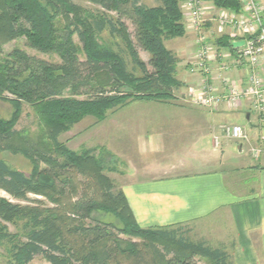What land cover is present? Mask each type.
Listing matches in <instances>:
<instances>
[{
	"label": "trees",
	"instance_id": "trees-1",
	"mask_svg": "<svg viewBox=\"0 0 264 264\" xmlns=\"http://www.w3.org/2000/svg\"><path fill=\"white\" fill-rule=\"evenodd\" d=\"M87 1L99 11L91 14L72 0H0V57L4 44L24 37L30 49L59 60L47 63L18 49L0 58V100L14 106L10 121L0 119V150L20 154L32 165L26 175L0 161V191L16 201L0 198V242L10 246L7 264H31L36 256L49 264H197L196 258L233 264L223 249L183 235V227L140 228L123 193L104 174L116 173L115 161L108 165L102 148L76 153L59 142L86 118L101 122L130 101L167 103L183 86L176 79L178 59L164 43L184 37L180 4L186 0H156L155 7L139 0ZM203 1L239 12L236 0ZM123 19L132 24V33ZM103 32L121 40L131 71L119 52L100 44ZM217 44L234 51L225 37ZM22 104L33 108L44 136H22L14 129ZM76 176L84 181L79 198ZM95 213L113 216L120 227L96 220ZM18 223V234L4 225Z\"/></svg>",
	"mask_w": 264,
	"mask_h": 264
},
{
	"label": "crops",
	"instance_id": "crops-1",
	"mask_svg": "<svg viewBox=\"0 0 264 264\" xmlns=\"http://www.w3.org/2000/svg\"><path fill=\"white\" fill-rule=\"evenodd\" d=\"M209 26L205 24L206 29ZM230 34L228 30L224 36L229 42ZM188 36L194 37L186 31L166 48L178 59L176 79L183 86L173 92L172 103L153 107L163 113L159 120L137 125L147 124L158 131L145 129L146 135L137 134L131 142L120 140L122 146L116 147L114 155L123 166L118 189L140 228L200 225L216 237L225 235L217 239L227 241L226 252L233 264H264V128L248 100L235 109L223 104L211 112L182 98L181 94L186 96L190 87L204 79L189 75L180 62L181 55L196 50L195 40L189 42ZM219 69L212 65L207 78L220 92L224 77L244 87V67ZM232 118L246 135L234 147L221 131ZM133 124L129 120L119 124L121 135H135ZM252 149H261L258 158L252 157Z\"/></svg>",
	"mask_w": 264,
	"mask_h": 264
},
{
	"label": "rangeland",
	"instance_id": "rangeland-1",
	"mask_svg": "<svg viewBox=\"0 0 264 264\" xmlns=\"http://www.w3.org/2000/svg\"><path fill=\"white\" fill-rule=\"evenodd\" d=\"M72 2L82 7L83 9L87 10L91 14L97 13V11H99L97 7L90 4L87 0H72ZM139 3L144 6H147L146 4H148L149 6L147 7H153V6L155 7L158 5L156 0L154 3L153 2L148 3V1L146 0L145 1L139 0ZM125 11H128V8H126ZM109 16L115 18V14H109ZM123 21L127 25L129 31L132 33L134 30L132 24L127 19H123ZM210 27L211 25L208 28ZM185 34H186V31H185ZM186 40H188L189 42H192L195 40V37L188 36L186 37ZM213 40L216 41L215 39ZM74 41L76 44H79L76 37H74ZM172 41L174 40H171V42L169 41L168 43H164L167 49H169L171 45L170 43H173ZM175 41H179V40H175ZM99 42L100 44L104 46H110L114 51L119 52L120 55L126 61L127 70L131 71L132 64H131L130 58L125 52L124 46L119 38L111 37L108 32H103L102 34L99 35ZM16 49L23 51L30 57H34L36 59L45 61L47 63L59 64V60L55 56L43 55V54H40L30 49L24 37H20L13 42L4 44L2 46V55L0 58L1 59L5 58L6 55L10 54L12 51ZM138 53H139L141 60L147 63L148 62L147 54H145L144 52L140 50L138 51ZM194 54H195L194 50L191 53L184 55V56L180 54L182 58L181 60L180 59L179 60L180 62L183 63V66L184 65L187 66L188 63L186 64L185 62L189 61L190 58L194 56ZM80 59L82 61L84 60L82 56H80ZM228 65L233 66L229 62L227 63V66ZM136 75L139 76L140 75L139 72H136ZM81 91L82 93H84L85 90L82 89ZM87 92L89 91L86 90V94ZM181 95L183 99H187V96H185L184 94H181ZM64 96L65 97L70 96V92L66 91L64 93ZM85 98H87V96L80 97V99H85ZM172 101L173 100L167 103H172ZM162 103L164 102L130 101L122 107H118L112 111H109L107 113L106 118L101 122H97L93 118H86L82 120L80 123L74 125L67 133L61 135L58 140L59 142L64 143L69 150L76 152V153L81 152L82 150L86 148H96V147L102 148L104 150L103 158L105 160H108L107 161L108 165L110 164L113 165L114 161L116 163L115 164L116 173L105 172L104 174L114 183L115 187L118 189L117 181L119 178V174H121L120 172L123 171V166L120 160L114 155L116 152V147L122 146V143H120V140H130L131 142V140L137 137V134L140 136L146 135L145 129L148 130L147 132H154L156 130L158 131L157 128L149 127L147 124H143V125L141 124L142 125L141 128H137V125H140L139 123H141L142 121L159 120V118L162 117L163 113L156 112L155 108L153 107H156V105H160ZM13 113H14V106H12L7 101L0 100V119L5 120V121H10L12 119ZM127 120L133 121V123H136V124H133L134 125L133 131L135 133L137 132L135 135H131L130 133L121 135L119 124L125 123ZM226 121H227L226 125L229 127L237 123L236 122L237 120L233 118L227 119ZM243 121H244V118L242 117V119L239 120V124H241ZM131 125L132 124L130 123L127 124L128 129L130 131H131L130 129ZM14 129L18 131L22 136H30L32 138L44 136V133H45V128L43 126V123L41 122L39 117L36 115L33 108L27 104H22L20 115L15 120ZM230 142L233 143L232 144L233 147L236 146L237 141L230 140ZM131 146L132 145H130V147ZM234 154H236V151L234 152ZM0 161L4 162L10 169L24 173L26 175L30 174L32 171V165H31L30 160L20 154H12V153L0 150ZM74 183H76L79 186V193H78V198H79L82 196L83 191H84L83 190L84 181L80 177L76 176ZM0 198H4L13 203L16 202L11 197H9L8 195H6L5 193L1 191H0ZM29 199H35V198L32 196H29ZM21 204L23 205L26 203L23 202ZM94 218L102 223L111 224L116 227H120V223L113 216L105 215L103 213H95ZM4 225L7 227L9 233L11 234L20 233L19 229H20L21 223H18L17 225H13V224H4ZM181 233L183 235H186V237H188L190 240L194 242L205 241L212 248H221L226 252L227 241L226 240L220 241L217 239L225 235H219V237H216L212 235V233L208 229L205 230V228H201L200 225L186 226L182 228ZM18 236H21V235H18ZM123 239L126 242L129 241L131 243H140L139 240H136L133 238L123 237ZM9 247L10 246H8V244L0 242V264H7V261L9 259V254L7 250L9 249ZM231 259L233 260V257H231ZM195 260L197 264H212L211 262L201 259V258H196ZM31 264H49V263L42 256H36L32 260ZM121 264H124V262H122Z\"/></svg>",
	"mask_w": 264,
	"mask_h": 264
},
{
	"label": "built area",
	"instance_id": "built-area-1",
	"mask_svg": "<svg viewBox=\"0 0 264 264\" xmlns=\"http://www.w3.org/2000/svg\"><path fill=\"white\" fill-rule=\"evenodd\" d=\"M236 1L239 12L220 9L203 0H186L180 4L185 31L195 37L196 50L186 66L187 72L191 76L204 77L197 86L188 90L187 102L214 112L223 104L235 109L242 101L248 100L264 128V0ZM206 23L211 25L209 29L205 28ZM228 30L231 31V44L244 43L240 48L232 47V52L217 44ZM228 62L233 66H227ZM212 65L219 70L244 67V87L238 88L224 77L220 92L207 78ZM221 131L229 140L241 142L246 139L244 129L238 125L222 127ZM251 154L253 158H258L261 149H252Z\"/></svg>",
	"mask_w": 264,
	"mask_h": 264
},
{
	"label": "water",
	"instance_id": "water-1",
	"mask_svg": "<svg viewBox=\"0 0 264 264\" xmlns=\"http://www.w3.org/2000/svg\"><path fill=\"white\" fill-rule=\"evenodd\" d=\"M244 45L243 42H237V43H232V47L237 49V48H240Z\"/></svg>",
	"mask_w": 264,
	"mask_h": 264
}]
</instances>
